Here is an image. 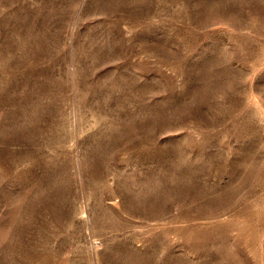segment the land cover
<instances>
[{
  "label": "rangeland",
  "instance_id": "rangeland-1",
  "mask_svg": "<svg viewBox=\"0 0 264 264\" xmlns=\"http://www.w3.org/2000/svg\"><path fill=\"white\" fill-rule=\"evenodd\" d=\"M0 264H264V0H0Z\"/></svg>",
  "mask_w": 264,
  "mask_h": 264
}]
</instances>
